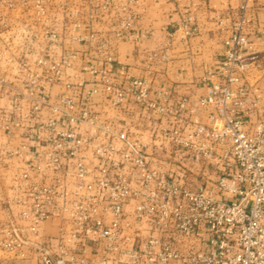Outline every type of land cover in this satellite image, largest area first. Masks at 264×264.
<instances>
[{
    "label": "built area",
    "instance_id": "built-area-1",
    "mask_svg": "<svg viewBox=\"0 0 264 264\" xmlns=\"http://www.w3.org/2000/svg\"><path fill=\"white\" fill-rule=\"evenodd\" d=\"M250 2L242 0L238 13L217 19L218 26H229L230 31L223 60L205 78V97L194 103L182 99L174 107L159 105L150 100L144 79H128L125 87H114L110 74L117 66L110 41L97 46L105 54L101 84L111 104L121 107L132 100L154 118L173 121L161 131V138L193 166L201 167L190 173L215 176V184L189 186L183 178L152 168L145 144L125 129L99 123L92 113L89 103L100 94L98 85L82 91L85 102L77 112L70 111L72 98L63 95L53 110L65 117L66 124L60 126L51 119L44 130L51 172L63 177L50 184L19 186L28 191L32 211L21 212L18 221L31 224L21 226L15 220L3 225L0 254L20 260L35 255L41 264H264V118L252 123L249 114L257 106L258 90L249 91L244 85L255 60L246 34ZM137 6L136 0H120L117 6L107 0L95 14L113 12L111 32L115 41H122L130 36ZM38 9L43 12L41 4ZM190 23L184 19L177 28L186 38L195 33ZM46 39L53 43L56 37L51 34ZM88 39L80 36L77 41H96ZM247 51L250 54L243 56ZM71 59L56 65L52 75L45 77V85L60 81ZM91 73L99 71L92 67ZM28 79L36 115L49 101L46 88L40 85L42 77L30 74ZM158 98L167 100L169 93ZM203 110L209 111L205 124L199 119ZM19 126L13 118L5 121L7 133ZM87 127L93 129L92 140L80 134ZM37 137L32 134L29 139ZM85 152L97 161L95 182L89 180ZM16 155L23 158L22 151ZM28 172L22 179H27ZM50 220L70 224L55 253L40 240V228ZM139 226L147 233L143 239L138 232L131 233Z\"/></svg>",
    "mask_w": 264,
    "mask_h": 264
},
{
    "label": "crops",
    "instance_id": "crops-1",
    "mask_svg": "<svg viewBox=\"0 0 264 264\" xmlns=\"http://www.w3.org/2000/svg\"><path fill=\"white\" fill-rule=\"evenodd\" d=\"M107 0H0V229L15 221L21 226H30V221H18L23 211H32L31 197L27 190L20 189L23 183L50 184L58 174L51 172L47 162L48 149L44 142V130L49 120L62 126L65 117L53 110L63 95L73 100L71 112H77L85 102L82 91L94 85L100 94L89 103L94 116L114 129H125L128 135L147 146L149 164L161 172H170L183 178L187 185L195 183L194 175L201 167L193 166L185 155L166 143L161 131L173 121L154 118L130 100L115 107L101 84L105 54L97 46L108 39L116 58V71L110 74L114 87H125L128 79H144L150 87V100L159 105L174 107L177 101L190 103L205 97L208 83L206 76L218 69L224 56V40L230 34L229 26H218L217 19L236 14L242 0H136L133 27L130 36L115 41L111 27L114 13L95 14ZM117 6L120 0H111ZM41 4L43 12L38 9ZM251 23L246 28L255 60L245 75L244 85L249 91L258 90L257 106L252 108V123L264 118V0H251L248 10ZM191 20L195 33L186 38L177 31L180 22ZM56 34L58 41L49 43L45 37ZM94 33L95 42L80 43L77 38ZM147 34V37H142ZM167 54L166 60L163 58ZM250 51L244 52L248 56ZM69 55L70 65L63 68L60 81L53 86L45 85V77L52 75L53 68ZM44 61L40 65L39 61ZM99 73L93 75L91 68ZM40 75L41 86L46 88L49 105L33 115V100L26 88L28 75ZM169 93V99L161 100L158 94ZM255 101L251 98V101ZM208 110L200 113V121L207 122ZM14 119L20 123L10 133L5 130V121ZM34 134L38 136L31 140ZM80 134L94 139L93 129L85 128ZM102 142V138L99 139ZM23 146L26 148L23 149ZM172 149L169 154L168 149ZM18 151L23 158L17 157ZM165 151V152H164ZM86 163L91 172L89 180L95 182L98 174L97 161L90 160L85 152ZM33 166V168H31ZM29 170L27 179H22ZM73 185V182H72ZM27 202L26 206L18 204ZM128 206L127 211H132ZM70 224L60 220L45 222L40 228V240L49 245L51 252L59 248L62 234L69 231ZM143 239V226L134 228ZM95 254L94 250H90ZM93 258H96L93 255ZM0 264H41L31 255L20 260L9 254H0Z\"/></svg>",
    "mask_w": 264,
    "mask_h": 264
},
{
    "label": "rangeland",
    "instance_id": "rangeland-1",
    "mask_svg": "<svg viewBox=\"0 0 264 264\" xmlns=\"http://www.w3.org/2000/svg\"><path fill=\"white\" fill-rule=\"evenodd\" d=\"M49 35H51V34H49ZM49 35H47L46 37H48ZM53 35L56 37V40H55V42H57L58 41V36L56 35V34H54L53 33ZM85 37H88L89 39V41H91V40H98V38L95 36V34L94 33H89V34H87V35H84ZM92 36H93V38H92ZM46 37H45V39H46ZM103 40H105V39H103ZM106 40H108V39H106ZM46 41H47V39H46ZM55 42H53V43H55ZM69 58L71 59V56L69 55ZM72 60V59H71ZM28 78V77H27ZM28 81H29V79H28ZM27 81V86H26V88H27V90H28V82ZM171 150L172 149H168V151H166V153L167 154H169L170 152H171ZM165 152V151H164ZM198 169H199V166H198ZM194 179H195V183H193L192 185H193V187H196V186H201V185H204V184H206L207 182L209 183V184H211V185H214L215 184V182H216V177L215 176H209V177H203V176H194Z\"/></svg>",
    "mask_w": 264,
    "mask_h": 264
}]
</instances>
